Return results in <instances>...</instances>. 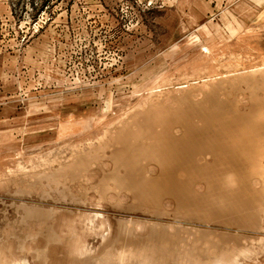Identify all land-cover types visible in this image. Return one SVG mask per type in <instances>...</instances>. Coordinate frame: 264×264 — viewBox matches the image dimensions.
I'll list each match as a JSON object with an SVG mask.
<instances>
[{"label":"rangeland","instance_id":"rangeland-1","mask_svg":"<svg viewBox=\"0 0 264 264\" xmlns=\"http://www.w3.org/2000/svg\"><path fill=\"white\" fill-rule=\"evenodd\" d=\"M140 263L264 264V0H0V264Z\"/></svg>","mask_w":264,"mask_h":264},{"label":"bare ground","instance_id":"bare-ground-1","mask_svg":"<svg viewBox=\"0 0 264 264\" xmlns=\"http://www.w3.org/2000/svg\"><path fill=\"white\" fill-rule=\"evenodd\" d=\"M159 146H160V145H159ZM166 146H167V144H166ZM172 147H173V146H172ZM176 147H177V146H176ZM162 148H164V147H162ZM177 148H178V147H177ZM139 149H140V148H139ZM142 149H143V151L141 150V152H144V148H142ZM151 149H152V148H151ZM158 149H159V148H158ZM174 149H176V148L174 147ZM178 149H179V148H178ZM149 150H150V148H149ZM165 150H166V149H165ZM165 150H164V153H165ZM169 150H170V148H169ZM131 151H132V150H131ZM153 151H154V154H155L156 151H155V150H153ZM167 151H168V150H167ZM136 152H137V151H136ZM136 152H135V149H134L133 154H134V153L136 154ZM150 152H151V151H150ZM157 152H158V150H157ZM124 153H125V152H124ZM130 153H132V152H130ZM130 153L127 152L125 155H130ZM137 153H139V151H138ZM147 153H148V152H147ZM151 153H152V152H151ZM166 153H167V152H166ZM135 154H134L133 156H135V157H136V156H140V154H139V155H135ZM142 154H143V153H142ZM167 154H168V153H167ZM121 155H122V154H121ZM149 155H150V154H149ZM123 156H124V155H122V157H123ZM130 156H131V157H130ZM130 156H129L130 159H132V158H133L132 155H130ZM141 156H142V155H141ZM144 156H145V154H144ZM126 157H127V156H126ZM129 157H128V158H129ZM149 157H150V156H149ZM153 157H154V156H153ZM136 158H137V157H136ZM161 159H162V158H161ZM170 160H171V159H170ZM172 160H173V158H172ZM126 161H127V160H126ZM176 161H177V160H176ZM127 163H128V162H127ZM162 163H164V161H162ZM178 163H179V162H178ZM130 164H131V161H130ZM130 164H129V165H130ZM129 165H128V166H129ZM131 165H133V162H132ZM131 165H130V166H131ZM135 165H136V163H135ZM133 171H134V170H133ZM162 178H163V177H162ZM141 180H143V179H140L139 181H141ZM156 180L158 181V179H156ZM166 180H169V179H166ZM164 181H165V180H164ZM169 181H170V182H169ZM169 181H166V182H167V183H168V182L171 183V180H169ZM142 182H144V181H141V183H140V182H138V183L142 184ZM138 183L136 182V184H138ZM145 183L147 184V182H145ZM145 183H144V185H145ZM151 183H154V182H151ZM157 183L159 184V181H158ZM161 183H162V182H161ZM167 183H166V184H167ZM169 183H168V184H169ZM172 183H174V182H172ZM172 183H171V184H172ZM136 184H135V186H136ZM162 184H163V183H162ZM166 184H165V186H166ZM144 185L142 184V185H140V187H138V188H140L141 190L145 191L144 189H145L146 187H145ZM154 185H157L156 182L154 183ZM137 186H139V185H137ZM152 186H153V185H152ZM152 186H150V187L153 189ZM161 186H162V185H161ZM171 186L174 187V186H176V184H175V185L173 184V185H171ZM171 186H170V187H171ZM147 187H148V186H147ZM150 187H149V189H151ZM154 187H156V186H154ZM167 187H168V185H167ZM170 187H169V188H170ZM157 188H158V187H156V192H157V190H158ZM159 188L161 189L160 184H159ZM175 188H177V186L174 187L173 189H175ZM147 189H148V188H147ZM152 189H151V192H153ZM154 189H155V188H154ZM167 189H168V188H167ZM179 190H180V189H179ZM143 191H142V193H143ZM147 191H148V190H147ZM147 191H146V192H147ZM144 193H145V192H144ZM149 194H150V193H149ZM182 202H183L184 204H183V203H181V204H183V205H185V206H188V207H189L191 204H196V203H197V202H195L194 200H193V201H192V200H185V201L183 200ZM208 202H209V201H208ZM206 204H207V203H206ZM204 205H205V204H204ZM204 205H203V206H204ZM207 205H208V204H207ZM207 205H206V206H207ZM204 236H205V235H204ZM199 237H200V236H199ZM144 248H145V247H144ZM132 251H133V250H132ZM146 263H147V262H146ZM140 264H141V263H140ZM142 264H143V263H142Z\"/></svg>","mask_w":264,"mask_h":264}]
</instances>
